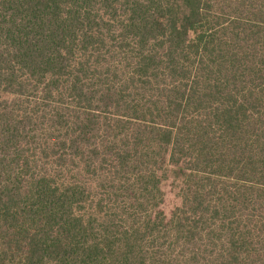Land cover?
Instances as JSON below:
<instances>
[{
    "label": "trees",
    "instance_id": "1",
    "mask_svg": "<svg viewBox=\"0 0 264 264\" xmlns=\"http://www.w3.org/2000/svg\"><path fill=\"white\" fill-rule=\"evenodd\" d=\"M0 264H264V0H0Z\"/></svg>",
    "mask_w": 264,
    "mask_h": 264
},
{
    "label": "rangeland",
    "instance_id": "2",
    "mask_svg": "<svg viewBox=\"0 0 264 264\" xmlns=\"http://www.w3.org/2000/svg\"><path fill=\"white\" fill-rule=\"evenodd\" d=\"M175 186L176 182H174L172 185L171 180L165 181L162 184V190L164 193L162 208L164 210V213L166 214V217H169L171 211L180 204V199L176 195L177 189L175 188Z\"/></svg>",
    "mask_w": 264,
    "mask_h": 264
}]
</instances>
